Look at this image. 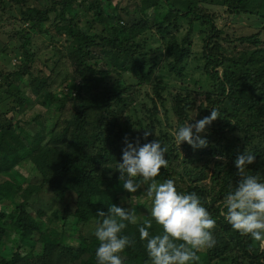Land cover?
<instances>
[{"label": "trees", "instance_id": "16d2710c", "mask_svg": "<svg viewBox=\"0 0 264 264\" xmlns=\"http://www.w3.org/2000/svg\"><path fill=\"white\" fill-rule=\"evenodd\" d=\"M8 4L23 27L13 36L21 64L0 69V264H96L98 210L116 204L135 208L138 223L150 219L146 186L130 193L119 179L125 136L159 139L168 167L156 179L197 193L216 219L215 245L198 253L200 264H264V248L219 215L240 179L238 155L252 152L246 171L264 178V0H143L135 9L113 0H0V11ZM215 8L248 18L255 31L229 34ZM61 37L34 73L38 44ZM6 54L3 45L0 59ZM191 71L197 88L187 82ZM24 79L36 103L55 112L52 126L39 118L38 129L22 126L32 101L19 86ZM212 108L218 118L201 134L208 145H177L171 130ZM144 128L152 133L146 139ZM34 172L39 186L28 182ZM161 230L153 221L150 233ZM124 233L133 244L123 264H146L137 226Z\"/></svg>", "mask_w": 264, "mask_h": 264}, {"label": "clouds", "instance_id": "9594fccd", "mask_svg": "<svg viewBox=\"0 0 264 264\" xmlns=\"http://www.w3.org/2000/svg\"><path fill=\"white\" fill-rule=\"evenodd\" d=\"M217 118L218 112L212 108L202 119L192 123L187 119L174 130L175 143L187 142L194 149L206 147L208 139L201 134ZM144 129L146 139L152 133L151 129ZM124 143L117 167L119 179L130 193L146 186L143 192L151 201L150 219L138 223L135 208L116 204L109 205L107 213L98 210L96 216L102 219L96 222L93 233L98 241L96 264H123L121 254L133 244L129 235L124 233L129 224L137 226L139 238L144 241L148 257L146 264H200L198 253L215 245L213 229L216 219L197 193L178 191L172 178L156 179L161 168L168 167L165 159L168 149L159 139L141 144L139 140L133 143L125 136ZM255 159L248 150L236 157L234 164L240 179L234 186L229 185L219 215L233 230L250 236L264 248V178L246 171ZM153 221L161 226L160 232L150 233Z\"/></svg>", "mask_w": 264, "mask_h": 264}, {"label": "rangeland", "instance_id": "374dc122", "mask_svg": "<svg viewBox=\"0 0 264 264\" xmlns=\"http://www.w3.org/2000/svg\"><path fill=\"white\" fill-rule=\"evenodd\" d=\"M31 1V0H30ZM114 3H118L120 4L121 8H125V7H131L133 9H135L136 7H138V4L141 5L143 3V0H113ZM164 3V2H163ZM165 9V8H164ZM213 11H218L220 15L223 16V18H221V20H218L217 24H219L220 27L224 28L229 34L232 33H252L255 30L252 31V29L249 28L250 26V22L248 21V18L244 17V18H236L230 14L224 13L223 11L219 10V9H213ZM13 17H16V20H13ZM20 19V10L16 7V6H11L10 4L7 5V8L5 10L2 9V11H0V48L3 45H7L9 48V54H6L5 56L1 57L0 59V69L5 67V72L8 71H13L14 67L17 68V66H19L20 63V59L16 56H14V53H17L20 49L21 43L18 40H13V36L16 30H18V28H22L23 24L18 21ZM82 26V25H81ZM101 29V27H99ZM258 31V30H257ZM53 32V31H52ZM55 32H53L54 34ZM55 35V34H54ZM39 38V37H37ZM58 40H62L64 42L65 37H61V38H56L55 40V44L53 45H49V43H39L38 46L41 47V56H37V62L35 63V65H33V72L37 73L40 70L39 65L42 63V61L44 59H46L48 56H52L53 52H55V48L58 44H56L58 42ZM63 42L61 43L63 46H65V44H63ZM65 43V42H64ZM60 45V46H62ZM155 46H158L159 43H154ZM48 48V51H44L45 48ZM17 48V50H16ZM63 48V47H62ZM197 48V46H196ZM15 49V50H14ZM53 50V52H52ZM8 55L9 58H8ZM41 57V59H40ZM38 58L40 59V61L38 60ZM12 64H10V63ZM13 66V67H12ZM69 72H72V69H69ZM70 75V74H68ZM198 75L197 72H189V77H188V83H191L190 86L193 88H197V85H194L192 83L193 78H196ZM71 76V75H70ZM26 79H24L23 83H21L19 86L20 88L26 92V95L32 99V101L30 103H28V105L25 106V111L21 114V117L23 118V124L22 126H29V128H37V125L34 123L32 125V121L35 118H39L41 121H43V124L45 126H52V123L50 122V118L54 115V111H52V108L47 109L46 107H44L43 105H41L40 103H36V99L33 93L30 92L29 88H28V82L25 81ZM180 83V81H177V83L175 85H178ZM67 90V89H66ZM65 92H70L66 91ZM0 96H1V90H0ZM57 99L53 97L52 99V103L54 101H56ZM171 123H173V128L176 127V121H174V117H171ZM175 129H172L171 132L173 133ZM181 156H184L183 153H181ZM39 174L37 172H34V175L30 178V180L28 182H33L35 185L39 186L38 184L41 182L40 179H37L36 177H38ZM39 188V187H38ZM43 190L42 188H39ZM22 196H25L27 198L33 196V188L31 185L27 186L24 191L22 192ZM4 242V244L2 246L7 247L8 249L10 247L11 244H9L8 240L3 239L2 240ZM11 252L12 249L10 250ZM9 254V253H7ZM12 254H10L9 256H11Z\"/></svg>", "mask_w": 264, "mask_h": 264}]
</instances>
